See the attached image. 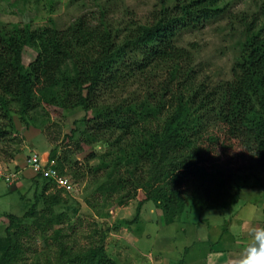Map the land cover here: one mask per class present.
<instances>
[{
	"label": "trees",
	"instance_id": "trees-1",
	"mask_svg": "<svg viewBox=\"0 0 264 264\" xmlns=\"http://www.w3.org/2000/svg\"><path fill=\"white\" fill-rule=\"evenodd\" d=\"M252 3L254 13L239 19L232 79L217 84L199 81L192 53L176 43L182 33L223 18L227 9L220 0H161L158 12L142 23L132 13L114 20L101 7L62 30L53 23L1 26L0 142L15 129L17 114L28 128L27 118L38 107L60 116L81 110L67 138L99 155L97 192L121 194L116 204L142 196L132 219L122 224L138 223L148 201L166 223L185 210H222L239 198L242 203L247 194L234 195L233 178L219 170L252 162L264 168V0ZM27 47L35 57L25 65ZM158 66L169 70L163 78L153 74ZM53 159L59 176L67 178L54 151ZM22 181L30 182L31 203L21 217L6 215L0 264H12L22 254L30 227L45 235L58 225L67 206L61 193L70 191L39 174L21 170L12 185L1 182L24 200L27 188L16 187ZM261 223L264 227V216ZM68 254L61 259L65 264H116L102 242Z\"/></svg>",
	"mask_w": 264,
	"mask_h": 264
},
{
	"label": "rangeland",
	"instance_id": "rangeland-1",
	"mask_svg": "<svg viewBox=\"0 0 264 264\" xmlns=\"http://www.w3.org/2000/svg\"><path fill=\"white\" fill-rule=\"evenodd\" d=\"M160 1L0 0V27L28 23L37 28L53 23L57 29L62 30L79 16L96 13L101 7L114 20L124 17L128 19L127 14L132 13L134 19L142 23L158 12ZM225 5L227 11L223 18L198 30L182 33L176 43L178 47L192 53L198 80H204L205 83H226L232 79L233 59L242 31L239 19L251 16L255 11L252 0H220V6ZM34 57L32 48L24 49L25 65ZM157 68L153 74L160 78L169 71L165 67ZM40 108L31 112L30 119L27 118L28 128L18 114L13 117L15 129L10 131L4 142H0V166L12 170L18 165L22 166L32 153L50 155L54 151L63 161L72 189L61 193L68 201L61 216L62 221L53 225L45 235H41L39 227L36 231L33 226L30 227L31 232L22 238L27 246L12 264H65L64 259H61L68 256V253L97 245L98 242H102L104 250L116 264H152L150 261L153 257L162 260V264H205L207 259H198L195 255L210 252L211 246L218 252L241 247L240 244L231 242L228 235H224L222 240L218 239L221 233V230H217L219 226L227 228L238 239L242 221L248 220L249 224L260 221L262 225L264 168L255 162L239 168L227 165L219 170L225 176L231 175L233 178L231 182L234 195L243 197L247 194L242 203V198H239L237 203L222 210L202 213L198 210L191 213L185 210L184 215L175 222L166 223L156 205L148 201L141 207L138 223L122 224L123 221L132 219L142 196L116 204L117 201L114 200L119 199L121 194H111L108 197L100 196L97 192L102 177L100 172L95 175V169L100 164L99 155L91 156L94 153L88 145L80 143L78 146L76 140L67 138L73 128L72 121L81 117L82 111L66 110L60 116ZM53 162L55 164L56 160L53 159ZM28 171L25 170L29 175ZM29 185V181L16 185L19 190L27 188L26 198L22 200L18 191H9L8 186L0 181V238L4 236L6 215L21 217L30 205L33 191L28 189ZM54 190L48 189L47 193H53ZM210 213L214 215L207 217ZM204 217L207 218L203 219V223L198 222ZM119 222L121 225L115 228ZM23 223L29 225L31 220L26 219ZM103 232H106L104 236ZM249 240L250 238L243 240L242 244H247ZM62 253L65 254L61 255ZM223 253L225 257L226 252Z\"/></svg>",
	"mask_w": 264,
	"mask_h": 264
},
{
	"label": "built area",
	"instance_id": "built-area-1",
	"mask_svg": "<svg viewBox=\"0 0 264 264\" xmlns=\"http://www.w3.org/2000/svg\"><path fill=\"white\" fill-rule=\"evenodd\" d=\"M8 170L5 167L0 166V180L4 181L8 185L19 178L21 170H29L31 176L41 175L44 178L52 179L55 186L58 189H66L70 191L72 189L71 182L64 177L59 176L58 171L54 167V162L49 160V155L32 153L24 161L22 166H19V171Z\"/></svg>",
	"mask_w": 264,
	"mask_h": 264
},
{
	"label": "crops",
	"instance_id": "crops-1",
	"mask_svg": "<svg viewBox=\"0 0 264 264\" xmlns=\"http://www.w3.org/2000/svg\"><path fill=\"white\" fill-rule=\"evenodd\" d=\"M28 173L31 176L30 171H28ZM247 221L248 220L242 221L241 229H240V236H238L239 237L238 239H236L234 237V235L231 233V231H229L227 228L223 229L221 226H219L220 227L219 228L215 224L218 227L217 230H221V233H220L218 239L222 240L224 235H228L231 242L240 244L241 247L238 246L240 248L237 249V247H235V249H231L229 251L223 250L226 252V256L224 257L223 251L218 252V251H216L214 246H211L212 249L210 250V252L204 253L203 255L201 253H197L195 256H197L198 259H202V258L207 259L205 261V264H236V261L238 260L240 253L245 249V247L248 244V243L245 245L242 244L243 240H248V238H250V236L248 235V229L250 227H261L260 221L259 222L252 221L251 224L247 223ZM212 229H214V225H213ZM242 234H244V235H242ZM213 244L215 245V243H213ZM151 262H152V264H162L163 263L162 260H159L158 258L155 259L154 257H153V259H151L150 263ZM182 263H183V261H182Z\"/></svg>",
	"mask_w": 264,
	"mask_h": 264
},
{
	"label": "clouds",
	"instance_id": "clouds-1",
	"mask_svg": "<svg viewBox=\"0 0 264 264\" xmlns=\"http://www.w3.org/2000/svg\"><path fill=\"white\" fill-rule=\"evenodd\" d=\"M248 235L250 240L236 264H264V227H250Z\"/></svg>",
	"mask_w": 264,
	"mask_h": 264
}]
</instances>
